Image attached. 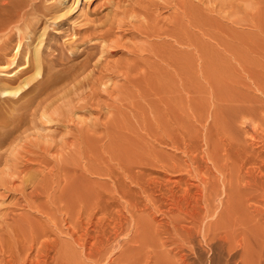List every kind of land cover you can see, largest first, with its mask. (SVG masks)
<instances>
[{
    "label": "rangeland",
    "instance_id": "1",
    "mask_svg": "<svg viewBox=\"0 0 264 264\" xmlns=\"http://www.w3.org/2000/svg\"><path fill=\"white\" fill-rule=\"evenodd\" d=\"M47 1L44 0L43 2L46 5H52L49 11H53L49 12L45 9L44 11L50 14L44 15L43 11H39L35 17L43 19L45 23L43 25L41 21L39 24L41 26L38 25L40 32L43 31V26L47 27L46 31H53H49L51 43L49 49L53 52L60 44L65 45L67 41L72 42L79 36H84L86 44L89 45L90 43L92 45L95 43L92 41H97L95 38L96 33L87 32L90 29L94 32H96L94 29H106L107 23L115 20L112 21L114 24H108V27L113 26L111 27L112 35H110L108 43L112 39L113 41L110 43L112 47L109 46V48H107L106 43L103 44V47H106L103 48L105 55L102 52V54H99L101 51L99 48L87 50L89 53L97 54L96 52H98L99 56H106L101 60L102 64L107 67L102 65L103 68L101 67V69H105L104 72L102 70L101 72L102 75L106 73L112 76L108 77L105 74L103 77L99 76L101 73L98 74L100 72V69H98L96 71L99 80L93 84L86 81L89 79H84L85 75L82 74L84 80L81 79L89 83H86V86H91L90 89L86 88L85 83L82 82L85 88L81 91L76 90L80 91L78 94L74 92L73 87L63 91L62 96L60 95L61 91L57 98H54L53 103L50 104L49 113L47 112L48 115L51 112V115L54 116V122L44 121L46 119L41 118L39 111V115L36 114V117L40 116L41 122L39 118L36 119L35 116H32L34 117L33 122L36 119L35 124L30 121L27 122L26 124L29 125L25 124L26 127L23 125L22 130L18 129L10 138L11 142H7L0 149L3 154L2 159L0 158V264H4L9 260L14 247L32 242L31 235L25 236L22 234L24 229L27 228L49 229H47L49 233L45 236V239L50 236L47 241L56 244V248L49 251L52 256L57 254L56 259L59 260L57 264H114L112 261H117L115 264H123L120 260L129 257L130 253L124 254L128 252L127 245H129L130 239L135 236L136 226L142 232L144 229L156 232L161 226L160 230L164 232L161 233L162 240H165L163 242L164 246L162 240L160 241V230L156 232L159 233L158 237L160 239L158 242H161L158 245L163 246L161 248L155 246L157 249L151 245V242L154 241L149 239L152 232L146 234L149 235L146 238L149 240L148 243L145 240L143 241L145 249L142 250V255L146 254L143 255L144 259L142 258L143 263L141 261V264H170L172 262L179 264V256L176 257V253L181 251L180 248L183 242L182 235H179L178 232L181 231V225L188 227V229L193 228L194 233L195 231H197L196 233L199 232L195 235L196 239L194 237V242L190 247L185 246V250L183 249L184 251L181 253L182 256L184 254L185 258L188 256L185 260L189 261V264H243L239 248L230 250L224 242V244L219 243L222 242L220 239H214L213 242L210 238L212 235H209V233H213L204 232L203 230H205L204 227L206 228L210 223L215 222V213L222 208V204L226 200L224 185L227 184V187H229L228 185L233 184L234 190H237L235 188L238 184L245 187L247 182H250L248 172L255 166L253 163L251 164L253 166L247 164L245 162L247 159L256 155L260 157V160L258 159L259 161L255 163L257 166L259 162L263 161L259 166L264 171V0H140L141 4L136 2V12L133 7L131 9L130 5L122 8L126 13L117 6L115 7L117 0H80L79 4H73L70 12L63 17L56 16L61 13L60 9L63 8V5L58 0ZM68 1L72 3L74 0ZM142 3L145 4V7H142L144 6ZM129 6L130 10L127 8ZM114 10L119 14L113 13ZM128 11L134 14L131 12L130 14ZM38 13L40 14L38 15ZM146 15H148L147 18ZM106 16H110L109 19ZM48 19L62 21V24L59 26L56 24L49 25L48 27L51 22ZM120 19L123 21L121 22ZM112 28L114 29L112 30ZM60 30L62 32L59 33ZM79 30L82 31L80 32L81 35ZM138 30L141 31L138 33ZM150 30L153 34L147 35ZM76 33L79 35L77 36ZM2 38L0 43H2ZM57 42L60 43L57 44ZM96 43L100 45L99 42ZM86 44L80 49L83 48L86 51ZM46 50L48 53L52 52L48 51V48ZM69 53L71 54V51ZM79 55L76 58L72 56L73 59L70 57L64 62L68 64H66L67 66L78 64L84 59L81 54ZM81 56L82 58H80ZM84 56L86 55L84 54ZM75 59H78L77 62ZM103 59L105 60L103 61ZM58 67L62 68L63 66ZM58 67L57 69H60ZM4 68L0 65V69ZM8 68L10 69V67ZM31 72L33 71L31 70L29 73ZM110 79L111 81H109ZM66 82L74 86L73 82ZM104 83L108 85L106 86ZM68 84L64 85L69 86ZM101 84H104V86H101ZM70 90H74L70 93L74 92L75 96L73 93L68 92ZM91 93L95 95L92 96ZM18 95L6 96L3 99L1 97L0 103L19 104L18 102L23 101L20 104H26V100L22 99L13 102L12 99H16L15 97ZM59 96L62 100L59 99ZM72 100L73 102H71ZM57 110H59V113ZM59 115L61 116L59 117ZM31 123L36 127L30 125ZM242 162L246 163L244 169L240 167ZM127 167L134 169L133 171L136 173L139 169H146V171H142L144 174L142 173L141 180H145L144 178L150 180L147 182L142 181V184L150 183L151 187L146 184V186H149L146 193L154 201V196L151 197V195L156 192L155 199L158 200H155V203L148 198H144L147 194H143L145 190L140 187L141 184L132 183L134 181L129 176L131 171L130 173L127 172ZM83 169H86L85 173ZM81 170H83L84 177L80 180ZM182 178L184 181H181ZM168 180L170 181L167 182ZM78 181L82 185L81 188L80 185L78 186L82 194L79 190H76L75 193L79 192L80 196L76 194L78 198L75 195V199L72 197L74 191L72 193L71 191L76 188V182ZM152 182L155 185L160 183V185H157L158 189L154 187L155 185ZM162 182L169 185V188L172 186V188H176L177 185H181L180 183L188 184L190 188L192 187V192L204 189L205 191H202L204 194H207L210 188L208 195L212 198L207 197L206 203H202V205H210V207L216 209V211L214 210L215 213H207V211L201 210L200 215H202H199V218L190 219L186 215L187 218L184 219V216L177 211L179 215L176 216L181 215L180 222L184 223H181L179 228L178 224L180 223H176L178 230H174L169 234L166 233V230L162 227L166 229L168 223H170L168 224L169 227L174 226L172 223L174 224V221L176 222L179 217L176 218L173 214L177 219L174 220L172 217L173 221L169 216L176 210H173V212L166 210L165 212V209H168V204H165L167 201L161 197L163 194H160L163 193L161 192L162 187H164ZM117 183H123L124 185H121L130 187L133 191L127 190L126 187L120 189L121 185H118V187ZM173 183H176V186ZM214 183H217L220 188H218L217 193L212 195ZM205 184L207 185L205 186ZM73 185L76 186L73 188ZM199 185L200 187H197ZM165 187L167 189V186ZM62 189L64 190L62 191ZM141 189L144 191H141ZM163 189L162 191H165ZM261 193L264 194L263 191ZM261 193L259 194L261 195ZM263 194L261 195L263 198L256 197L257 194L254 195L255 200L253 199V201H250L251 197L248 200L250 202L247 203L249 207L245 205L247 209L244 207L240 211H235L234 214H232L233 211L231 212V216H233L230 220L234 221L233 217H236V221H230L233 231L236 229L234 231L236 232L235 240L238 242L243 238L244 241L242 240V242L252 248L248 249L251 253L246 255L247 260L245 259L244 264H251L252 262L253 264H264V255L261 251V246L264 247V217L261 214L250 212L258 209L264 213ZM66 196L70 199L68 200ZM159 196L164 201L162 204L164 203L166 206L159 205L161 204L159 203ZM165 198L168 200L167 197ZM234 198L236 199L238 196L235 195ZM70 200L78 205H72L75 207L72 208L71 204L74 203ZM97 201L99 204H108L107 208L100 211L102 214L109 211L110 215L109 213L104 214L106 217L103 215L105 219L113 220L121 217L122 221L120 222L125 227H123L122 231L124 232L121 231L122 235L120 237L111 238L112 240L106 245L104 251L109 249L111 251H107L109 253L103 252L102 254L105 257L101 254L96 257V260H93L94 258L86 257L87 253L73 241L75 240L73 238L78 232V230L76 231L78 229L77 218L79 220L78 216L81 215L77 212L80 209L81 212L86 213L82 216L88 215L94 210V203L97 204ZM157 201H159V204H157ZM111 202L115 206H109ZM109 207H115L118 212L122 208L123 212L121 211L119 214L122 213L123 216L122 214L121 216L118 215V212L113 210L114 208L110 212L111 208ZM159 208L163 213L162 211L157 213ZM112 212L117 214L113 213L112 215ZM166 213L170 215L164 216ZM236 213L238 216H236ZM77 214L80 215L77 216ZM100 216L101 214H98V217ZM154 220L155 222H153ZM161 221L166 224L163 222L164 225ZM20 222H24V225L22 224V227L18 228ZM159 222L164 226L159 225ZM140 223L145 224L142 226ZM233 223H235L234 226ZM138 224L146 228H139ZM148 224H152L153 230L150 229L151 227L147 228ZM76 225L77 228H75ZM126 225H128V228ZM157 225H159L158 228ZM193 225L196 227H193ZM250 228L254 232H250ZM73 229L75 232H73ZM200 230L202 231L200 232ZM27 231L25 232L27 233ZM220 232L222 233V231ZM200 234L204 236H199ZM237 236L238 238H236ZM203 237L207 238L209 242ZM169 238L174 241L171 242L172 240ZM150 240L151 242H149ZM205 241L206 244H204ZM207 244L209 245L207 246ZM260 251L263 258L258 259L256 257L261 255L259 254ZM29 253L35 254L36 252ZM99 257H103L104 261L101 259V262ZM168 258H171V261ZM174 259H176V262ZM56 261H51V264L52 262L55 264Z\"/></svg>",
    "mask_w": 264,
    "mask_h": 264
},
{
    "label": "bare ground",
    "instance_id": "2",
    "mask_svg": "<svg viewBox=\"0 0 264 264\" xmlns=\"http://www.w3.org/2000/svg\"><path fill=\"white\" fill-rule=\"evenodd\" d=\"M44 0H40V1H38V0H0V39L2 38V37H5V38H2V43H0V49H1V53H0V65H2V67L4 68V69H0V101H1V97H2V99L3 98H6V96H15V95H18V96H16L15 98L16 99H12L13 100V102H18V101H20L21 99L22 100H26V104H23V105H21L20 104V102H23V101H20V102H18L19 104H16V103H0V149H2V147L3 146H5L6 144H7V142H9L10 141V138L12 137V135H14V133H16V131L18 130V129H23V125H24V127H26V125H29V124H26L27 122L29 123V121L30 122H32V123H34L35 124V121H36V119L37 118H39L40 116H41V118L44 120V118L46 119V120H44V121H47V122H50V121H55V120H53L54 118V116H52L51 115V112H50V114L48 115V113H49V110L50 109H48V108H50L49 106H50V104L51 103H53V101H54V98L56 97L57 98V96H58V94L59 93H61V91H62V93L60 94L61 96H62V94H63V91H67L68 89L67 88H69V87H73V89L75 90H70V91H68L69 93L71 92V91H74L75 93L77 92V94L81 91V90H83L85 87L87 88H89V87H91V86H86L87 84H89L88 82H84L83 80L84 79H89V80H86V81H89V82H91V83H95L97 80H99V76H102L103 77V75L105 74V76H112V75H107L106 73H104L103 75H102V72H104L103 70L105 69H101V67L103 68V66L102 65H104V64H102V58H105L106 56H104V57H102L103 55H105L103 52H105V50L103 49V48H106V47H103L104 45H105V43H106V45L108 46L107 48H109V46H111L110 45V43L113 41V39H112V41L110 42V43H108V40H109V37H110V35H112V31H111V27H113L112 25H111V27L109 26L108 27V24H110V23H113L115 20H112V21H110V22H108L107 23V26H106V24H105V26H106V29L104 28H102V27H100V28H102L101 30L100 29H94L96 32H94L93 30H91L90 28V30H89V32H87V33H91L90 31H92V33H96V40L97 41H92V42H95V43H93L92 45H90V43H89V45H87L86 43L87 42H85L86 41V38L83 36V37H81V36H79V37H76L75 38V40H73L72 42H69V41H67L66 43H65V45H61L60 44V46H57L56 47V50L55 51H57V53H55V51L53 52L52 50H50L49 49V45H51V43H50V40H49V36H50V33H49V31H51V30H49V31H46L47 30V27L45 28V26H43L42 27V30L43 31H39L38 30V25L41 23V21L43 22V19H38V18H36L35 16H36V14H37V12H39V11H43L44 12V15H48V14H50L49 12H51V11H53V10H51V11H49L51 8H52V5H46L44 2H43ZM49 1V0H48ZM47 1V2H48ZM57 1V0H56ZM73 1V0H72ZM140 0H137V1H135V0H117V4L116 3H114V4H116L115 5V7L117 6L118 8H120V10H122L123 11V9L122 8H125L127 5H130L131 6V9H132V7H133V10H135L136 9V5L137 4H141L140 2H139ZM58 2L61 4V5H63V8L62 9H60L61 10V13H59L58 15H56L57 17H63V16H65L68 12H70V10H71V8H72V6H73V4H79V2H80V0H74L72 3H69V1L68 0H58ZM81 2H83V1H81ZM113 2V1H112ZM135 2V3H134ZM136 2H137V4H136ZM145 2V1H144ZM126 3V4H125ZM163 3V2H162ZM56 4H58V3H56ZM60 4H58V5H60ZM143 4V3H142ZM147 4V3H146ZM55 5V4H54ZM132 5H134V6H132ZM144 6H142V7H145V4H143ZM114 6V5H113ZM130 6L129 7H127L128 9L130 8ZM57 8H58V6H56ZM61 7V6H60ZM104 8V7H103ZM107 8V7H106ZM114 8V7H113ZM113 8H110V9H113ZM126 8V9H127ZM138 8V7H137ZM150 8V7H149ZM45 9H47V11H49V12H45L44 10ZM84 9V8H83ZM109 9V8H108ZM125 9V10H126ZM146 9H147V7H146ZM59 10V9H58ZM65 10V11H64ZM73 10V9H72ZM76 10V9H75ZM117 10V9H116ZM116 10H114V12L113 13H117L116 12ZM130 10V9H129ZM132 10V12H134ZM139 10H140V8H139ZM56 11V10H55ZM85 11V10H84ZM110 11V10H109ZM137 10H135V12H136ZM141 12H142V10H140ZM147 11H149V10H147ZM111 13H112V11H110ZM109 12V13H110ZM123 12H125L126 13V11H123ZM131 12V11H130ZM129 11H128V13H130ZM131 12V13H132ZM58 13V12H57ZM102 13V12H101ZM128 13H127V15H128ZM130 13V14H131ZM139 13V12H138ZM143 13H144V11H143ZM143 13H141V14H143ZM145 13H147V12H145ZM40 13H38V15H39ZM117 14H119V13H117ZM117 14H115V15H117ZM122 14H124V13H122ZM132 14H134V13H132ZM137 14V13H136ZM147 14H149V13H147ZM110 15V14H109ZM113 15V14H112ZM69 16V15H68ZM108 16V15H107ZM106 16V18H108L109 19V17L111 16H109V17H107ZM114 16V15H113ZM121 17H122V15H120ZM125 16H126V14H125ZM129 16H133V15H129ZM128 16V17H129ZM141 16V15H140ZM147 16L148 15H146L145 17L147 18ZM135 17V16H134ZM134 17H133V19H134ZM136 17H138V16H136ZM106 18H105V20H106ZM127 18V17H126ZM130 18V17H129ZM142 18V17H141ZM181 18V17H180ZM46 19V18H45ZM60 19V18H59ZM99 20V19H98ZM118 20V19H117ZM146 20V19H145ZM48 21H51V20H49L48 19ZM53 21V22H52ZM49 24H48V27H49V25H60V24H62V21H54V20H52ZM65 21V20H64ZM69 21V20H68ZM120 21H121V19H120ZM123 21V20H122ZM121 21V22H122ZM66 22V21H65ZM65 22H64V24H65ZM101 22H103V21H101ZM118 22V21H117ZM119 23V22H118ZM141 23V22H140ZM41 24H45L44 22L43 23H41ZM114 24V23H113ZM131 24V23H130ZM129 24V25H130ZM141 24H143V23H141ZM68 25V24H67ZM125 25V24H124ZM39 26H41V25H39ZM104 26V27H105ZM121 26V25H120ZM128 26V25H127ZM133 26H136V25H133ZM57 27V26H56ZM55 27V28H56ZM94 27V26H93ZM126 27V26H125ZM144 28V27H143ZM41 29V28H40ZM52 29V28H51ZM63 30L65 29V27L64 28H62ZM69 29H70V27H69ZM114 28H112V30H113ZM137 29V28H136ZM136 29H134V30H136ZM146 29V28H145ZM117 30V29H116ZM120 30V29H119ZM149 30V29H148ZM69 31V30H68ZM74 31V30H73ZM88 31V30H87ZM97 31H98V33H97ZM141 30H138V33L140 32ZM51 32H53V31H51ZM60 32H62V30H60L59 31V33ZM80 32H82L81 30H79V34H80ZM85 32H86V29H85ZM146 32H148V31H146ZM153 32V31H152ZM73 33V32H72ZM86 33V34H87ZM64 34V33H63ZM62 34V35H63ZM78 34V35H79ZM84 34V33H83ZM135 34V33H134ZM148 34H151V30H150V33H147V35ZM153 34V33H152ZM151 34V35H152ZM74 35H75V33H74ZM73 35V36H74ZM76 35H77V33H76ZM77 35V36H78ZM81 35V34H80ZM88 35V34H87ZM94 35V34H93ZM90 36H92L91 34H90ZM156 36V35H155ZM54 37V36H53ZM63 37V36H62ZM75 37V36H74ZM74 37H72L73 39H74ZM94 37V36H93ZM92 37V38H93ZM139 37V36H138ZM142 37V36H141ZM153 37V36H152ZM159 37H160V35H159ZM158 37V38H159ZM55 38V37H54ZM53 38V39H54ZM67 38V37H66ZM65 38V39H66ZM89 38V37H88ZM52 39V38H51ZM90 39V38H89ZM117 39V38H116ZM119 39V38H118ZM141 39V38H140ZM92 40V39H91ZM91 40H89V41H91ZM1 41V40H0ZM55 41V40H54ZM63 41H64V39H63ZM88 41V42H89ZM122 41V40H121ZM147 41V40H146ZM52 42H53V40H52ZM91 42V43H92ZM96 42H99L100 43V45L98 44L97 45V43ZM117 42V41H116ZM118 42H120V41H118ZM148 42V41H147ZM58 43H60V42H57V44ZM109 45H108V44ZM121 43V42H120ZM143 43H144V41H143ZM84 44H86L87 46L85 47V49H86V51L85 50H83V48H82V50L80 49V47H82ZM104 44V45H103ZM119 44V43H118ZM122 44V43H121ZM120 45V44H119ZM114 46H115V44H114ZM84 47V46H83ZM112 47V46H111ZM110 47V48H111ZM128 47V46H127ZM46 48H48V51L50 50V51H52V52H50V53H48L47 52V50H46ZM52 48H53V45H52ZM55 48V47H54ZM91 48H99V49H101V51L99 52V54H102L103 53V55H100L101 56V58H100V56L98 55V52H96L97 54H93L92 52H87V50H90ZM2 49H4L3 51H4V53H3V51H2ZM75 49V50H74ZM142 49V48H141ZM71 51V54L69 53V51ZM94 50V49H93ZM96 50V49H95ZM139 50V49H138ZM151 50H153V49H151ZM15 51V52H14ZM68 51V52H67ZM98 51V50H97ZM108 52H109V50H107ZM132 51V50H131ZM102 52V53H101ZM110 53V52H109ZM143 53V52H142ZM79 54H81L83 57H84V59L82 60V61H80L78 64L76 63V64H72V65H69V66H67L68 64L66 63V62H64V61H66V60H68V59H70V57L72 58V56H74L75 58H76V56H80ZM84 54L86 55V56H84ZM107 54V53H106ZM97 55H98V57H97ZM108 55V54H107ZM82 56L80 57V58H82ZM136 56V55H135ZM141 56V55H140ZM73 57V58H74ZM72 58V59H73ZM79 58V59H80ZM108 59V58H107ZM76 60V62H77V60L78 59H75ZM74 60V61H75ZM105 59H103V61H104ZM137 61H139V60H137ZM144 61V60H143ZM72 62V61H71ZM104 63V62H103ZM67 64V65H66ZM109 64V63H108ZM134 64V63H133ZM61 65V67L62 68H60V67H58V66H60ZM106 65H107V63H106ZM136 65H138V64H136ZM105 66V65H104ZM8 67H10V69L7 68ZM57 67L58 68H60V69H57ZM105 67H107V66H105ZM109 67H110V65H109ZM139 68V67H138ZM5 69H7V70H5ZM98 69H100L99 71V73L98 74H100L99 76H98V74H97V71L96 70H98ZM109 69V68H108ZM9 70V71H8ZM33 71V72H31V73H29L30 71ZM101 70H102V72H101ZM107 70V69H106ZM110 70V69H109ZM114 70V69H113ZM108 71V70H107ZM85 72H87L86 74H85ZM106 72V71H105ZM108 72H110V71H108ZM29 73V74H28ZM130 73V72H129ZM82 74H84L85 76L82 78ZM96 74V75H95ZM97 78H96V77ZM95 77V78H94ZM83 80H82V79ZM94 78V79H93ZM105 79H107L106 77H104ZM66 81H68V82H73L74 83V86L71 84V85H69ZM109 81H111V79L109 80ZM109 81H108V83H109ZM65 82V83H64ZM82 82H84L85 83V87L83 86V83ZM68 84L69 86H65L64 84ZM87 83V84H86ZM63 86H62V85ZM105 84V83H104ZM104 84H101V86L103 85L104 86ZM91 85V84H90ZM106 85V84H105ZM108 85V84H107ZM106 85V86H107ZM83 88H82V87ZM105 86V87H106ZM116 86V85H115ZM82 89H81V88ZM66 89V90H65ZM80 90V91H76V90ZM90 89V88H89ZM109 89V88H108ZM84 91H87V90H84ZM74 92H72L73 93V95H74ZM94 92H96V91H94ZM72 93H70V94H72ZM84 93V92H83ZM70 94H67V95H70ZM90 95H95L94 93L92 94H90ZM89 95V96H90ZM5 96V97H4ZM27 96V97H26ZM64 96V95H63ZM72 96V95H71ZM75 96V95H74ZM91 96V97H92ZM18 97V98H17ZM23 98H25V99H23ZM9 99H11V98H9ZM59 99H61L62 100V98H60V96H59ZM58 99V100H59ZM68 100V99H67ZM79 100V99H78ZM57 101V100H56ZM75 101V100H74ZM5 102V101H4ZM12 102V101H11ZM58 102V101H57ZM71 102H73V100L71 101ZM56 103V102H55ZM14 104H16V105H14ZM88 105V104H87ZM51 108H52V106H51ZM61 108H63V107H61ZM53 109V108H52ZM48 110V111H47ZM69 110V109H68ZM72 110V109H71ZM40 111V113L39 114H41L39 117L37 116L36 117V114L37 115H39L38 114V112ZM56 111V110H55ZM59 110H57V112H58ZM48 112V113H47ZM57 112H55V113H57ZM63 111L61 110V113H62ZM55 113H54V115H55ZM59 113V112H58ZM64 114V113H63ZM62 114V115H63ZM29 116H31V117H29ZM32 116H35L36 117V119H35V121L33 122V118L34 117H32ZM43 116V117H42ZM61 115H59V117H60ZM65 116V115H64ZM51 118H52V120H51ZM40 119V118H39ZM42 119H40V122L42 121ZM229 119V118H228ZM32 120V121H31ZM50 120V121H49ZM242 120V119H241ZM43 121V123H45ZM30 124V125H32L33 127H36L34 124ZM26 124V125H25ZM157 124V123H156ZM22 127V128H21ZM27 127H29V126H27ZM26 130H27V128H26ZM20 132V131H19ZM23 132V131H22ZM162 135V134H161ZM18 137V136H17ZM11 142V141H10ZM220 142V141H219ZM44 143V142H43ZM174 143V142H173ZM17 145V144H16ZM15 146V145H14ZM14 146H13V148H14ZM7 147V146H6ZM19 147V146H18ZM17 147V148H18ZM253 147H255V146H253ZM5 148V147H4ZM9 148V147H8ZM13 148H12V152H13ZM49 148V147H48ZM219 148V147H218ZM6 150V149H5ZM8 150V149H7ZM11 150V149H10ZM9 150V151H10ZM196 150V149H195ZM31 151V150H30ZM5 152V151H4ZM7 152V151H6ZM40 152V151H39ZM248 154V153H247ZM259 154H260V152H259ZM5 155V154H4ZM2 156H3V154L1 153V150H0V158L2 159ZM18 156V155H17ZM203 156V155H202ZM248 156V155H247ZM257 156V155H256ZM251 157V158H249V159H247L245 162L247 163V164H254V168L253 169H250L251 171H249L248 172V175H249V177H250V182H247V185L244 187V186H240L239 184L236 186V188L235 189H237V190H234V185L232 186V185H228L229 187H227V184H225L224 186H225V191H226V200H225V202H224V204H222V208L220 209V210H218L216 213H215V211H216V209H213L212 207H210V205H208V204H206V206H205V204H203L204 205V207H203V205H202V203H206V198L207 197H209V195H208V193H210L209 192V189H208V193L207 194H204L203 192L205 191L204 189H202V190H197V191H195V192H192V190H191V188H190V186L188 185V184H182V183H180L181 185L180 186H178L177 185V187L175 188H172V187H168L169 185H166V184H164L163 182H162V184H164V187L165 186H167V189H166V187L164 188V187H162V189L164 188L165 189V191H162V189H161V192H163V193H160L161 195V197H163L164 198V200L165 201H167V202H165V204H168L167 205V207H168V209H165V212H166V210H168V211H172L173 212V210H176L175 212H177V211H179L181 214H182V216H184V219H186L187 217H186V215L187 216H189V218L191 219H197V218H199L201 215H200V213H201V210H205V211H207V213L208 212H212L213 214L215 213V222H213L212 220V224L210 223V225L208 226V227H204V226H202V227H204V229L205 230H203L204 232H206V231H208V233L209 232H211V233H213V234H210L209 233V235H212L210 238H211V240H213V242H214V239H220L222 242H219V243H225V244H227V246H228V248L230 249V250H237L238 248L240 249V254H241V258L243 259V264H244V262L247 260L246 259V255L248 254V253H251V252H249V246H247V244H244V242H242V240H243V238H242V240L240 239V241H236L235 240V234H236V232H234L233 231V227H231V225H230V219H232V216H231V212L233 211V213L232 214H234V212L235 211H240V210H242L244 207L246 208V206L245 205H247V203H249L250 201H253V199L255 200V198H253V197H255L254 195H256V197H262L261 195L263 194V193H261L262 191L264 192V171L262 170L263 168H260V166H259V164L261 165V163L263 162L262 160V162L260 163H258V165L256 166V163L260 160L259 158L260 157ZM204 157V156H203ZM248 158V157H247ZM137 159V158H136ZM179 159V158H178ZM259 159V160H258ZM237 160V159H236ZM3 161V160H2ZM9 161V160H8ZM224 161V160H223ZM4 162V161H3ZM12 162H13V160H12ZM81 162V161H80ZM130 162V161H129ZM245 162H242V164L240 165V167L241 168H245V166H246V163ZM256 162V163H255ZM126 163V162H125ZM131 163V162H130ZM8 164H9V162H8ZM14 164H15V162H14ZM127 164V163H126ZM162 164V163H161ZM1 165H2V163H1ZM6 165H7V163H6ZM83 165V164H82ZM135 165V164H134ZM138 165H140L139 163H138ZM158 165H159V163H158ZM5 166V165H4ZM13 166H15V165H13ZM17 166V165H16ZM123 166V165H122ZM155 166V165H154ZM175 166H176V164H175ZM174 166V167H175ZM186 166V165H185ZM224 166V165H223ZM227 166V165H226ZM249 166V165H248ZM251 166H253V165H251ZM1 167V166H0ZM79 167V166H78ZM144 167V166H143ZM239 167V168H240ZM15 168V167H14ZM84 168V167H83ZM132 168V167H131ZM176 168V167H175ZM178 168V167H177ZM80 169V168H79ZM127 169H128V171L127 172H129L130 173V171H131V173H130V177H131V179L134 181V182H132V183H138V185H140L141 184V186L140 187H142V189H144L145 190V193H143V194H147L146 192H147V190H149V186H150V183L148 182V184L147 183H145V185L144 184H142V181H145V182H147V181H149V180H147L146 178H144L145 180H141V176H142V173L144 174V172H142V171H146V169L145 170H142V169H139L138 171H137V173L136 172H134L133 170L134 169H130V168H128L127 167ZM126 169V170H127ZM170 169V168H169ZM168 169V170H169ZM242 169V170H243ZM77 170H78V168H77ZM84 170V169H83ZM83 170H81V172L83 171ZM86 170V169H85ZM85 170L83 171L84 173H85ZM167 170V169H166ZM173 170V169H172ZM181 170V169H180ZM238 171H239V169H237ZM183 171V170H182ZM83 172L82 173H80V180L82 179V177H84L83 175ZM108 172V171H107ZM205 172V171H204ZM212 172V171H211ZM246 172V171H245ZM184 173V172H183ZM242 173V172H241ZM75 174H77V173H75ZM101 174V173H100ZM149 174V173H148ZM191 174V173H190ZM228 174V173H227ZM114 175V174H113ZM202 175V174H201ZM247 175V174H246ZM18 176V175H17ZM67 176V175H66ZM147 176V175H146ZM213 176V175H212ZM240 176V175H239ZM245 176V175H244ZM116 177V176H115ZM248 177V178H249ZM126 178V177H125ZM237 178H238V175H237ZM243 178V177H242ZM245 178V177H244ZM86 179V178H85ZM143 179V178H142ZM166 179V178H165ZM183 179V178H182ZM246 179V178H245ZM90 180V179H89ZM131 180V181H132ZM213 180V179H212ZM215 180V179H214ZM240 180H241V178H240ZM119 181H121V180H119ZM125 181V180H124ZM170 180H168L167 182H169ZM176 181V180H175ZM181 181H184V179L183 180H181ZM186 181V180H185ZM243 181H244V179H243ZM0 182H1V179H0ZM9 182V181H8ZM161 182V181H160ZM174 182V181H173ZM188 182V181H187ZM186 182V183H187ZM236 182V181H235ZM10 183V182H9ZM75 183V182H74ZM77 183V186L76 185H73V188L76 186V188L74 189V190H72L71 191V193L73 192V196L72 197H74L76 194H78L80 191H81V187H82V185H80L81 183L78 181V182H76ZM75 183V184H76ZM153 183V185H155V183L154 182H152ZM178 183H179V181H178ZM189 183V182H188ZM238 183H239V179H238ZM7 184V183H6ZM68 184H69V182H68ZM121 184H123V183H121ZM120 183L118 184L117 183V186L118 185H121ZM146 184L147 185H149V186H146ZM174 184V183H173ZM172 184V185H173ZM198 184V183H197ZM229 184V183H228ZM231 184V183H230ZM242 184V183H241ZM80 185V186H79ZM124 185V184H123ZM123 185H121L120 186V189L123 187H126L127 188V190H129L130 189V187H127V186H123ZM157 185H160V183L159 184H157L156 183V185L154 186V187H158ZM175 186H176V183L174 184ZM207 184H205V186H206ZM20 186V185H19ZM67 186V185H66ZM78 186L80 187V188H78ZM46 187V186H45ZM70 187H71V185H70ZM115 187V186H114ZM119 187V186H118ZM136 187V186H135ZM151 187V186H150ZM154 187H152V189H154ZM197 187H200V185L199 186H197ZM211 187V186H210ZM72 188V189H73ZM84 188V187H83ZM122 188V189H123ZM160 188V187H159ZM212 188H213V192H212V195L213 194H215V193H217L218 192V188H220V187H218V185H217V183H214V186H212ZM141 189V191H144V190H142ZM151 189V188H150ZM158 189V188H157ZM163 189V190H164ZM261 189H262V191H261ZM38 190V189H37ZM61 190V189H60ZM64 189H62V191H63ZM69 190H71V188H69ZM76 190H79V192L78 193H75V191ZM82 190H84V189H82ZM234 190V191H233ZM46 191V190H45ZM97 191V190H96ZM129 191H131V189L129 190ZM128 191V192H129ZM132 191H133V189H132ZM131 191V192H132ZM139 191V190H138ZM203 191V192H202ZM77 192V191H76ZM83 192V191H82ZM149 192V191H148ZM158 193L160 192V191H157ZM70 193V192H69ZM69 193H67V194H69ZM75 193V194H74ZM87 194H88V191L86 192ZM151 193H153V192H151ZM150 193V194H151ZM156 192H154L152 195H151V197H153L154 198V201L152 200V198H149V194H147V196L146 197H144V198H148V199H150V201L152 200V202L153 203H155L156 201L155 200H158V199H155V196H156V194H155ZM158 193H157V195H158ZM259 193H261V195L259 194ZM37 194V193H36ZM48 194V193H47ZM65 194V193H64ZM66 194V195H67ZM80 194H82L81 192H80ZM80 194H78L79 196H80ZM72 195V194H71ZM90 195V194H89ZM93 195V194H92ZM137 195H139V193H137ZM235 195H237L238 196V198H234L235 197ZM253 195V196H252ZM259 195V196H258ZM264 195V194H263ZM82 196V195H81ZM102 196V195H101ZM141 196V195H140ZM159 196V201H157V204H159V203H161V204H159V205H162V206H166V205H164V203L162 204V202H164V201H162L161 200V197ZM210 196H211V194H210ZM63 198H64V196H62ZM72 197H71V199H72ZM75 197H77V195L75 196ZM74 197V198H75ZM83 197V196H82ZM118 197H120V196H118ZM125 197V196H124ZM165 197H167L168 198V200H166V198ZM252 197V199L250 200V201H248L250 198ZM66 198H67V196H66ZM78 198V197H77ZM162 198V199H163ZM210 198V197H209ZM211 198H212V196H211ZM210 198V199H211ZM218 198V197H217ZM263 198V197H262ZM53 199V198H52ZM51 199V200H52ZM62 199V198H61ZM68 199V198H67ZM70 199V198H69ZM68 199V200H69ZM76 199V198H75ZM90 199H91V197H90ZM97 199V198H96ZM210 199H209V201H210ZM45 200V199H44ZM74 200V199H73ZM72 200V201H73ZM92 200V199H91ZM71 201V200H70ZM71 201V202H72ZM76 201V200H75ZM88 201V200H87ZM99 201V200H98ZM98 201H97V204H95L94 203V205H95V207H94V210H92V212H90L88 215H85V216H82L85 212H81L80 211V209H79V211L77 212V213H80V214H77V216L78 215H80V216H78L79 217V220H78V218H77V225H78V229H76V231L78 230V232L76 233V236H74V238L73 237H71V238H73V239H75V240H73V241H75L76 242V244H78L79 246H81L82 248L81 249H83L84 250V252H86L87 253V258H94L93 260H96V257L97 256H99V255H101L103 252H106V253H109V252H107V251H111V249H109V250H107V251H104V249L106 248V245L108 244V242L110 241V240H112L111 238H113L114 239V237H117V236H121L122 235V232H124V231H122V229H123V227H125L124 225H123V223L122 222H120V221H122V219H121V217L119 218V219H105L104 217H106V215H104V214H107V213H109V211L108 210H104V211H108V212H106V213H104V214H102V213H100V211H103V209H105V208H107V206H108V204L106 203H104V204H99L98 203ZM121 201V200H120ZM208 200H207V202H209ZM213 201V200H212ZM248 201V202H247ZM66 202V201H65ZM70 202V203H71ZM90 202V201H89ZM159 202V203H158ZM73 203H74V201H73ZM122 203V202H121ZM130 203V202H129ZM136 203H137V201H136ZM213 203V202H212ZM63 204V203H62ZM75 204H77V203H74V204H71V206L73 205H75ZM110 204V203H109ZM215 204V203H214ZM78 205V204H77ZM91 205V204H90ZM111 205H113L112 204V202H111V204L109 205V206H111ZM133 205V204H132ZM70 206V205H69ZM72 206V208H75V207H73ZM80 206V205H79ZM84 206V205H83ZM113 206H115V205H113ZM118 206V205H117ZM116 206V207H117ZM162 206L160 207L161 209H162ZM136 207V206H135ZM158 207V206H157ZM219 207H221V206H219ZM247 207H249L248 205H247ZM79 208V207H78ZM93 208V207H92ZM109 208H111V207H109ZM108 208V209H109ZM114 208V209H113ZM113 208H111L110 209V212L111 211H113V210H115L116 208L115 207H113ZM119 208V207H118ZM121 208V207H120ZM125 208V207H124ZM124 208H123V210H124ZM138 208V207H137ZM154 208H156V207H154ZM159 208V210H158V212L157 213H159L160 211H162L161 209ZM216 208V207H215ZM90 209V208H89ZM113 209V210H112ZM247 209V208H246ZM249 209V208H248ZM254 209V208H253ZM91 210V209H90ZM137 210V209H136ZM156 210V209H155ZM215 210V211H214ZM115 211H117L118 212V210H115ZM122 211V208H121V210L119 209V212H121ZM247 211V210H246ZM249 211H250V209H249ZM262 210H258V209H254V210H252V211H250L252 214L254 213H257V214H261V215H263V217H264V213L263 212H261ZM119 212H118V215H120L121 216V214H119ZM123 212V211H122ZM134 212H136V211H134ZM175 212L174 213H172V215L171 216H169L170 214H164V216L165 215H167V216H169V217H171V219H172V217L174 218V220H177L176 218H178L179 217V221L177 222H175L173 219V221H174V224L172 223V225H174V226H172V227H169L168 226V224H170V223H168V224H166L164 221H161L162 223L164 222L166 225H167V227H166V229H165V227H162V228H164V230H166V233H172V231H174V230H178V228H179V225H181V223H184V222H180V218H182V216L180 215V216H176V215H179V212H177L176 214H175ZM245 212V211H244ZM48 213V212H47ZM68 213V212H67ZM113 213L114 212H112V215H113ZM156 213V212H155ZM161 213V212H160ZM162 213H163V211H162ZM243 213V212H242ZM86 214V213H85ZM98 214H101V216L100 217H98ZM115 214V213H114ZM117 214V213H116ZM115 214V215H116ZM176 216V218H175V216ZM238 214H239V212H238ZM70 215V214H69ZM103 215H104V217H103ZM109 215H110V213H109ZM200 215V216H199ZM209 215V214H208ZM247 215V214H246ZM258 215V216H259ZM45 216V215H44ZM76 216V217H77ZM122 216H123V214H122ZM205 216V215H204ZM235 216V215H234ZM236 216H238L237 215V213H236ZM245 216V215H244ZM102 217V218H101ZM114 217H116V218H118L117 216H114ZM125 217V216H124ZM207 217V216H206ZM111 218V217H110ZM112 218H113V216H112ZM149 218V217H148ZM202 218V217H201ZM240 218H241V216H240ZM240 218H238V219H240ZM65 219V218H64ZM69 219V218H68ZM104 219H105V221H104ZM156 219V218H155ZM233 219H234V221H236V217L234 218L233 217ZM238 219H237V223H238ZM108 220V222H106ZM116 220H118V221H116ZM182 220V219H181ZM199 220V219H198ZM246 220V219H245ZM17 221V220H16ZM125 221V219L123 220V222ZM129 221V220H128ZM171 221V220H170ZM184 221V220H183ZM188 221V220H187ZM196 222H197V220H195ZM201 221V220H200ZM234 221H231V222H234ZM75 222V221H74ZM153 222H155V220L153 221ZM169 222V221H168ZM192 222H194L193 220H192ZM242 222V221H241ZM21 224H19L18 225V228L19 227H22L21 225L24 223H22V222H20ZM146 223H150V222H146ZM163 223V224H164ZM176 223H180V224H178V228H177V224ZM75 224V223H74ZM126 224V223H125ZM133 224V223H132ZM142 223H140V225H141ZM143 224H145V223H143ZM142 224V226H144ZM155 224V223H154ZM163 224H160V222H159V225H163ZM164 224V225H165ZM206 224H208V223H206ZM234 224L235 223H233V226H234ZM24 225V224H23ZM69 225V224H68ZM77 225L75 226V228H77ZM136 225V224H135ZM139 225V224H138ZM139 225V228L141 227ZM152 225V224H151ZM151 225H147V228H149V227H151L150 229H152L153 230V228H152V226ZM159 225H157V228L159 227ZM163 225V226H164ZM239 225H241V224H239ZM242 225H243V223H242ZM241 225V226H242ZM31 226V225H30ZM29 226V227H30ZM55 226V225H54ZM71 226V225H70ZM127 226V228H128V225H126ZM192 226V225H191ZM199 226V225H198ZM238 226V225H237ZM240 226V227H241ZM24 227V226H23ZM153 227H154V225H153ZM161 227V226H160ZM160 227L156 230V232L158 231L159 232V230H160ZM193 227H196V226H194L193 225ZM201 227V228H202ZM245 227V226H244ZM31 228V227H30ZM40 228V227H39ZM141 228H146V227H141ZM200 228V227H199ZM200 228V229H201ZM231 228H232V230H231ZM235 228H236V225H235ZM22 229V228H21ZM28 229V228H27ZM27 229L25 230L24 229V231H23V235H25V236H27V235H31L32 236V242L30 241L29 242V244H26V243H23L22 244V246H20V247H18V246H16V247H14V249L12 250V252H11V254H10V258H9V260L8 261H6V263H4V264H51V261H56V262H54L55 264H57V262L59 261L58 259H56L57 257V254H56V256H55V254H54V256H52L51 254H50V251L49 250H53L54 248H56V244L55 243H50V242H48L47 241V239L50 237V236H48V238L47 239H45V236L46 235H48V233H49V229L48 228H42V229H28V231H27ZM48 229V230H47ZM63 229V228H62ZM142 229V230H143ZM150 229H148V230H150ZM196 229V228H195ZM239 229V228H238ZM242 229V228H241ZM240 229V230H241ZM20 230V229H19ZM124 230H125V228H124ZM141 229H137V226H136V233H135V236L133 237V238H131L130 239V242H132V244H130V242H129V245H127V247H128V249H127V251L128 252H125L126 254H124V255H127V253H130L128 256V258H126V259H122V260H120L121 261V263L123 262V264H141V261H142V258H143V255H145V254H143L142 255V250L144 251V249H145V246L143 245V241L145 240V242L146 243H148V240L149 239H151L152 241H154V242H151V240L149 241V242H151L152 244L151 245H153L154 246V248H155V246L157 247V248H161V244H160V246L158 245V243H161L160 241L163 239V238H161L162 236H161V233H164V232H162L161 230H160V238L158 237V234L159 233H156V232H152L151 230L150 231H146L147 229H144V231L142 232V231H140ZM244 230V229H243ZM25 231H27V233L25 232ZM122 231V232H121ZM202 230H200V232H201ZM220 231H222V233L220 232ZM239 231V230H238ZM246 231V230H245ZM13 232H15V231H13ZM21 232V231H20ZM57 232V231H56ZM68 232V231H67ZM73 232H75L74 231V229H73ZM121 232V233H120ZM150 232H152V233H150ZM179 232V235L181 234L182 235V240H183V242H182V245H181V248H180V246H178L180 249H181V251L179 252V253H176L177 254V256L176 257H178L179 256V258H178V262H179V264H189V261H186L185 259L188 257H184V254H183V256L181 255V253L185 250L184 248H185V246H189L190 247V245L192 244V242H194V237H195V239H196V234H198V233H196L197 231H195V233H194V231H193V228H191V229H188V227H185V226H183V225H181V231H178ZM181 232V233H180ZM250 232H254V231H252V229L250 228ZM257 232V231H256ZM16 233V232H15ZM26 233V234H25ZM148 233H150V236L149 235H146V234H148ZM154 233V234H153ZM157 234V236H156V234ZM194 233V234H193ZM207 233V234H208ZM241 233V232H240ZM18 234V233H17ZM120 234V235H119ZM206 234V235H207ZM253 234V233H252ZM52 235V234H51ZM69 235V234H68ZM162 235H165V234H162ZM174 235V234H173ZM202 234H200L199 236H201ZM208 235V236H209ZM238 235V234H237ZM251 235V234H250ZM20 236V235H19ZM147 236H149V239H146L147 238ZM156 236V237H155ZM169 236V235H168ZM202 236H204V235H202ZM43 237H44V239H43ZM164 237V236H163ZM166 237V236H165ZM172 237V236H171ZM198 237V236H197ZM12 238V237H11ZM22 238V237H21ZM158 238V239H157ZM167 238V237H166ZM205 237H203V239H204ZM236 238H238V236L236 237ZM239 238H240V236H239ZM26 239V238H25ZM31 239V238H30ZM160 239V241L158 242V240ZM170 240H172L171 242H173L174 240L173 239H171V238H169ZM205 239H207V238H205ZM20 240H22V239H20ZM24 240V239H23ZM167 240V239H166ZM170 240H168V241H170ZM193 240V241H192ZM210 240V241H211ZM219 240V241H220ZM246 240V239H245ZM17 241V240H16ZM27 241V240H26ZM25 241V242H26ZM72 241V242H73ZM165 241V240H164ZM163 240H162V244H163V246H164V242ZM207 241L209 242V240L207 239ZM244 241V240H243ZM18 242V241H17ZM71 242V243H72ZM167 242V241H166ZM207 242V243H208ZM242 242V243H241ZM74 243V242H73ZM155 245H154V244ZM177 243H179V242H177ZM223 243V244H224ZM171 244V243H170ZM173 244H175V243H173ZM204 244H206V241H205V243ZM218 244V243H217ZM222 244V245H223ZM21 245V244H20ZM209 244H207V246H208ZM210 245H212L211 243H210ZM14 246V245H13ZM74 246H75V244H74ZM162 246V247H163ZM166 246V245H165ZM226 246V245H225ZM111 247H112V245H111ZM146 247H147V245H146ZM188 247V248H189ZM8 248V247H7ZM13 248V247H12ZM80 248V247H79ZM157 248H155V249H157ZM177 248V247H176ZM175 248V249H176ZM214 248V247H213ZM260 248V247H259ZM178 249V248H177ZM184 249V250H183ZM190 249H192V248H190ZM211 249V248H210ZM250 249H252V248H250ZM259 250V249H258ZM27 251H29V252H36L34 255L33 254H30L29 252H28V254H27ZM177 251V250H176ZM229 251V250H228ZM261 251L263 252V255H264V247L263 246H261ZM260 251V253L259 254H261L259 257H256V258H261L263 255H262V252ZM56 252V251H55ZM60 252V251H59ZM159 252V251H158ZM233 252V251H232ZM111 253V252H110ZM169 253V252H168ZM238 253V252H237ZM179 254V255H178ZM8 255V254H7ZM103 255V254H102ZM119 255H121V254H119ZM123 255V254H122ZM123 255V256H124ZM175 255V254H174ZM233 255V254H232ZM254 255V254H253ZM4 256V255H3ZM59 256V255H58ZM104 256V255H103ZM186 256V255H185ZM251 256V255H250ZM257 256V255H256ZM60 257V256H59ZM105 257V256H104ZM175 257V256H174ZM7 258V257H6ZM51 258V259H50ZM100 258V257H99ZM120 258V257H119ZM122 258V257H121ZM263 258V257H262ZM86 259V258H85ZM101 259H102V261H104L103 259V257L102 258H100V261H101ZM128 259V260H127ZM144 259V258H143ZM169 259V258H168ZM171 259V258H170ZM169 259V260H170ZM242 259H240V260H242ZM246 259V260H245ZM257 259V260H258ZM51 260V261H50ZM175 260V262H176V259H174ZM101 261V262H102ZM112 261V260H111ZM171 261V260H170ZM172 261H173V259H172ZM1 262V261H0ZM4 262V261H3ZM97 262H98V259H97ZM114 264L117 262H115V261H112ZM119 262V261H118ZM99 263V262H98ZM120 263V262H119ZM142 263H143V261H142ZM52 264H53V262H52ZM61 264V263H60ZM78 264V263H77ZM118 264V263H117ZM145 264V263H144ZM148 264H150V263H148ZM170 264H174L173 262L172 263H170ZM191 264V263H190ZM248 264V263H247ZM250 264V263H249ZM251 264H253V262L251 263ZM256 264V263H255Z\"/></svg>",
    "mask_w": 264,
    "mask_h": 264
}]
</instances>
